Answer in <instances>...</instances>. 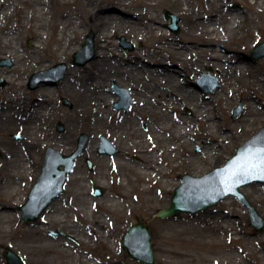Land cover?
<instances>
[{"label": "rangeland", "instance_id": "obj_1", "mask_svg": "<svg viewBox=\"0 0 264 264\" xmlns=\"http://www.w3.org/2000/svg\"><path fill=\"white\" fill-rule=\"evenodd\" d=\"M100 1L103 2L101 9L96 10L97 8H89L88 12H80L81 23L79 28L80 33L76 40L77 45L69 51L66 60L63 62L61 61L67 66V71L65 77L56 85L40 84L34 90L29 89V78L34 72L48 70L59 64L60 61L57 58L50 59L47 51H32L31 48L34 42L29 39V33L26 31L25 27L22 29L21 35L19 36L18 41L21 43L24 51L30 56L29 65L36 61V58H42L43 56H47L50 62L44 69H34L30 67L32 69L26 71L25 74L20 77L22 80L20 81L21 86L18 89V94L23 98V101L20 102L22 111L19 117L23 118L25 112L38 103L35 101L40 97L38 89L41 86H45L50 90L48 95L51 101L47 115L44 117L42 116L38 126L40 138L45 140V146L32 148L26 146L25 141L32 139L33 136L29 125L22 123L21 119L17 118V120L5 124L0 123V204L13 205V200L10 198L9 193L14 186L6 185L1 181L4 175L10 174L3 165L7 160V153L21 149L32 163L25 181L20 183L17 189L19 193L18 197H20L21 200L17 203L18 205L16 204L13 206V211L11 213L14 218L9 223L10 232L4 233L0 231V264H7L3 255L4 248L10 249L20 256L24 264H38L42 257L34 251V248L39 242L43 241L58 245L65 252L81 250L80 261L78 263L74 262L73 264H103L106 261H111L117 254H120L119 259L122 262L124 261L128 264H143L130 258L123 246V236L125 232L131 225L136 223H142L150 230L155 264H162V260L168 258L167 251H176L189 255L185 260H178V264H264V229L261 233L256 231L250 224L247 209L233 196H229L208 209L194 214L177 213L169 218H159L157 216V213L161 209L169 205L174 189L181 183V179L185 174L193 177L203 176L216 167L224 165L226 161L235 154L237 147L249 140L264 126V120L260 124L255 125L252 132L245 137H242L240 134L241 129L239 127L234 128L233 135L230 136L228 133V138L225 139V142L220 144L211 159L208 155H205L206 158L209 159V162L205 163L204 168L199 173H194L186 166L189 163L200 166L199 159L196 158V155L202 150L195 145L189 147L188 144L192 141L189 137H186L185 142L177 152L176 167L172 172L176 176V179L173 180L174 186L166 200L159 202L158 195L155 192L152 196L154 201L144 203L145 201L143 202V199H139V202H135V198L139 196V194L138 192H133L130 198V208L124 211L123 216H103L95 212L94 217L96 220L102 219L106 221L109 219V222L113 224L109 230V235L114 237L116 249L111 247L110 239L108 243L103 241V239H98L94 249L90 246H84L79 240L80 236L72 231V225L70 223L71 220H78L74 225H80L82 223L77 217H72L71 207H80L83 210L82 201H87L89 199L99 201L107 195L106 193L108 191L115 193V183L109 185L111 188L103 187L102 196L97 197L93 194V188L98 185L86 182V190L84 189L83 191L80 190L79 185H67L66 181L64 193L62 194L64 195L62 203L50 207L51 203L41 217L34 222H24L21 220L20 206L26 201L32 185L40 174L46 149L53 148L63 155H69L76 147V140L79 134L87 133L89 135V140L92 138L87 130V125L84 124L82 117L79 115L87 110L86 107H81V88L86 85L85 80L89 77L93 69H109H105L107 73L110 72V78L104 83L103 90L106 97L114 101L108 106L109 116L104 114L105 120L96 124V128L101 130V132L94 135L96 137L95 143L97 144L95 152L93 154L90 153V147L87 143L84 152L76 160L72 171H76V176L90 177L92 175H97L101 172V159L103 157H113L119 153L129 166H138L141 162L139 160L141 157L139 153L134 152L138 150V145L136 143L135 134L131 132H139L142 134L147 129L151 130V125L148 124L146 120L144 121V119L154 122V125L157 126L160 125L165 118L179 117L182 113L187 112L188 108L181 111L170 110L169 112L161 107L158 108L156 105L150 108L149 104L151 102H156L154 99L157 96V92L155 91L158 88L150 93L147 104L142 107L139 106L135 109L132 104L128 111L114 110L113 103L118 102V96L113 91L114 84L120 88L127 89L130 98L135 100L134 87H150L152 84L161 85L160 81L163 80V77L159 71L162 70V68L171 72L176 71V77L182 82L181 87L183 89L202 94L204 100L206 98L205 102L207 103L213 102L211 106L212 111L217 114L218 121L222 123L236 122L241 119L245 113L247 114L249 112L252 116L264 117V83L262 82V80L264 81V57L258 60H252L250 58L252 50L259 43L264 41V13H252L250 7L252 0H228L229 5H233L235 8L240 9V15L238 16L236 27L231 28L230 25L225 23L224 32L219 34V37L225 39V41L222 43V49L216 51L213 55L229 61L216 64L214 61L208 59L207 52L202 51L208 49V47L193 38L194 35L202 30V26L198 25L193 11L198 14L212 11L217 12L220 18H228V14L222 10L221 7H216V4H207L203 0H190L188 3L189 9L186 10L187 6L184 4L183 0H145L146 4L151 2L156 3V7L142 10L134 6H129V8L123 9L124 13H133V15L135 13L139 17L140 20L138 25H131L122 21L121 23L111 26L109 24H103L99 16L102 15L100 14L101 12L105 13L106 10L116 7L113 2L114 0ZM123 1L130 4L132 3V0ZM201 1L203 2V9H201V5H198ZM44 2L46 3L47 12L48 10H57L55 0H44ZM82 3L85 4L86 1L82 0ZM257 3V6H260L259 0H257ZM73 6L74 5L71 4V7L67 8L65 12H75V6ZM22 7H24L23 4ZM165 11L179 18V31L177 33L172 32L168 28L170 20L165 18ZM92 13L98 14L95 15L94 18H91ZM151 15H157L156 19L151 20ZM203 15L201 14L200 16L204 17ZM10 18V22L13 24L15 19L14 14H12ZM253 19H255L254 26L251 24ZM155 28L159 29L163 35L159 39L154 38L156 32L154 30ZM89 32L94 34L95 58L83 67L74 66L71 62V57L75 52L80 50L84 43L85 36ZM249 34L254 38V43L251 45L243 42V39ZM99 37H104V39L109 41V45L112 46V49L108 51V55L103 59H100L97 43ZM121 38H124L126 41L125 48L121 45ZM129 43L134 46L133 49H130ZM174 44L178 45V47H192L182 51L179 48L177 50L183 54L182 59L185 62L182 60H174L172 57H169V54L173 52L172 49ZM117 54L120 55L118 58ZM160 55L163 56L162 59L159 58ZM239 58L246 59L244 69L240 70V72L233 73V71H236L235 69L238 67V63H234L232 60H237ZM1 60L2 59H0V61ZM9 60L11 65H0V69L13 66V60ZM117 71H120L119 74L116 73ZM121 71H125L126 73L122 75ZM181 71H183V73H181ZM227 72L232 73V78L236 80V87L234 86L233 94L222 96L219 99L217 95L220 93L219 90L226 79ZM202 73H208L212 76L219 77V87L214 92L204 93V86L198 84L197 79ZM143 75H146L147 78L151 76L150 80L145 82L138 81L137 78ZM0 77L6 82L3 87L0 86V91L9 95L13 91V87H11L10 84L17 82L11 77H3V75H0ZM249 79L254 82L249 86H245V83L249 81ZM235 88H237V90H235ZM179 90V87L175 88L174 93H179ZM244 95L252 97L250 104H247L243 99ZM62 98H66L72 104V109L62 104ZM240 104L243 110L239 117L233 118V110ZM16 106H18L16 102H11L10 108ZM250 108L251 110L248 112ZM137 110H139L140 113L137 112ZM59 122L64 128L62 132L57 131V124ZM200 123L202 124V122ZM207 130L215 131L212 125H210ZM48 133H54L56 135L62 134L65 136L66 149H57L53 145L48 147ZM100 135L106 137L117 149L114 155H99L97 153ZM161 137L162 139L159 142L151 143V145L159 149H165L167 146V135H162ZM188 149L189 152H187ZM151 156L152 155H148L147 153L145 158L148 161L154 160L155 163L163 167L164 160L162 157L161 159H157ZM86 159L92 162L91 170L85 162ZM80 166H83L84 169ZM114 179L115 175L113 173L110 174L109 184ZM239 191L244 195L246 200L256 210L264 222V183H250L241 187ZM223 203H231L232 205H223ZM59 211H63L67 217L63 224H55L54 222L57 217L56 213ZM227 211H231L232 215L227 216ZM26 230L39 236L40 239L35 241L24 239L21 236V232ZM222 230L224 232L223 234H221ZM50 231L61 232L62 235L53 236L50 235ZM239 237L241 240L238 243L236 239ZM193 242H210L216 247L214 249L211 248L198 252L196 247L185 246L187 243ZM91 255H93V259L89 257Z\"/></svg>", "mask_w": 264, "mask_h": 264}, {"label": "bare ground", "instance_id": "obj_2", "mask_svg": "<svg viewBox=\"0 0 264 264\" xmlns=\"http://www.w3.org/2000/svg\"><path fill=\"white\" fill-rule=\"evenodd\" d=\"M55 1L57 10H48L47 12L44 0H0V59H12L14 62L13 66L0 69V75L14 78V81L17 82L10 84V86L13 87V91L9 95L0 91V123H9L19 118L22 123L29 125L33 137L25 141L28 148L42 147L46 144L45 140L40 138L38 126L42 116L44 117L48 113L51 98L48 95L50 90L45 86H41L38 89L40 97L35 101L38 103L30 107L25 112V116L20 118L19 114L22 111L20 102L23 101V98L18 94V89L21 86L20 81L22 80L20 77L32 68L44 69L50 63L49 58H57L60 62L65 61L69 51L77 45L76 40L80 33L79 28L81 23L80 12H88L89 8H97L96 10H99L102 8L101 6L103 4L100 0H84L86 1L85 4L82 3V0ZM203 1L207 4L213 3L216 4V7H221L222 10L228 14V18H220L217 12L212 11L208 13L202 12L201 14H204V17H202L200 16L201 14L193 11L198 25L202 26L201 32L194 35L193 38L208 47V49L202 51L207 52L209 60L214 61L215 64L223 63L224 61L228 62L229 60L214 56L213 53L222 49V43L225 39L220 38L219 34L224 32L225 23L230 25L231 28L236 27L240 9L235 8L233 5H229L228 0ZM259 1L260 6H257V0H252L250 3L252 13H264V0ZM113 2L116 5L115 8L113 7L106 10L105 13H100L102 15L99 16V19L103 24L112 26L123 21L127 24L138 25L140 20L139 17L135 13L134 15L133 13L126 14L123 9L129 8V6H134L142 10L153 9L157 5L152 2L146 4L145 0H132L131 4L123 0H114ZM183 2L187 6L186 10H188V3L190 0H183ZM202 3V1L198 3V5L202 7L201 9L204 8ZM22 4L24 7H22ZM71 4L75 6H73L75 12L66 13L65 10L71 7ZM12 14H14L15 17L13 24L10 22V16H12ZM97 14L92 13L91 18H94ZM156 17L157 15H151L150 19L153 20L156 19ZM251 24L252 26L255 25V19H253ZM24 27L29 33V39L34 42L31 48L32 51H47L49 58L43 56L42 58H36V61L32 62L31 65L28 64L30 56L24 51L21 43L18 41ZM154 30L156 31L154 36L155 39H159L163 36L159 29L155 28ZM243 42L251 45L254 43V38L249 34L243 39ZM97 43L100 59H103L108 55V51L112 49V46L109 45V41L104 39V37H99ZM178 48L182 51L192 47H178V45H173V52L169 54V57H172L174 60H182L185 62L182 59L183 54L177 51ZM119 56L120 55L117 54V58ZM159 58L162 59L163 56L160 55ZM232 62L238 63V67L235 69L236 71H233V73H236L244 69L246 59L239 58L237 60H232ZM105 69L91 70L89 77L85 80L86 85L81 88V107H86L87 110L79 116L82 117L84 124L87 125L89 134L92 136L91 140H89V135L86 133L89 140L88 146L92 154L95 152L97 146L95 143L96 137L94 135L101 132V130L96 128V124L105 120L104 114L109 116L108 106L114 101L113 99L107 98L103 90L104 83L110 78V72L107 73ZM119 72L120 71H117L116 73L119 74ZM121 72L122 75L126 73L125 71ZM159 73L163 77V80L160 81V86L152 84L150 87H134L135 100H133V106L135 109L147 104L150 93L158 88L155 91L157 92V96L154 99L156 102H151L149 104L150 108L156 105L158 108L161 107L168 112L170 110L181 111L188 108L187 112L182 113L179 117L165 118L163 122L157 126L154 125V122L144 119V121L146 120L147 123L151 125L152 129H147L142 134L139 132H131L135 134L136 143L138 145V150L134 152L139 153L141 157V159H139L141 162L138 166H129L119 153L113 157H103L101 159V172L97 175H92L90 177L76 176V171H74L67 179V185H79L80 190L83 191L86 188V182L98 185L101 188H111L109 185L116 184L115 193L108 191L106 193L107 195L99 201L91 199L82 201L83 210L80 207H71L72 217L75 216L82 222L80 225H74L78 220H71L72 231L80 236L79 240L84 246H90L94 249L98 239H103L106 243H108L110 239L111 247L116 249L115 239L113 236L109 235V230L113 224L109 222V219L106 221L102 219L96 220L94 217L95 212L103 216H123L124 211L130 208V198L133 192H138L139 194V196L135 198V202H139V199H143V202L145 201L144 203L152 202L154 201L152 196L155 192L158 195L159 202L166 200L174 186L173 180L176 179V176L172 172L176 167L177 152L185 142L186 137H189L192 141L188 144L189 147L195 145L202 150L196 155V158L199 159L200 166H195L193 163H189L186 166L194 173H199L204 168L205 163L209 162L206 156L208 155L211 159L220 144L225 142V139L228 138V133L230 136L233 135L234 128L239 127L241 129L240 134L242 137H245L252 132L255 125L260 124L264 120V117L250 115V108L248 109L249 113H245L238 121L222 123L218 121L217 114L212 111L211 106L213 102L207 103L205 102L206 98L204 100L202 94L183 89L181 87L182 82L176 77V71L171 72L162 68ZM181 73H183V71H181ZM150 78L151 76L147 78L146 75H143L137 78V80L145 82L150 80ZM252 82L254 81L249 79V81L245 83V86H249ZM262 82L264 83L263 80ZM234 86L236 87V80L232 78V73L227 72L226 79L219 90L220 93L217 95L218 98L220 99L222 96L233 94ZM178 87L180 89L179 93H174L175 88ZM235 90H237V88H235ZM243 99L247 104H250L252 101V97L248 95H244ZM11 102H16L18 106L10 108ZM137 112H139V110H137ZM200 122H202V124ZM210 125L213 126L215 131L207 130ZM162 135H167L166 148L159 149L156 146H152L151 143L159 142L162 139ZM100 137L102 136L100 135L99 138ZM50 145L55 146L57 149H66L65 136L62 134L56 135L54 133H48V147ZM187 152H189V149ZM147 153L157 159H161L162 157L164 160L163 167L155 163L154 160L148 161L145 158ZM6 158L7 160L3 165L10 174L4 175L1 181L6 185H13L14 188L10 190L9 193L10 198L13 200V205L0 204V231L4 233L10 232L9 223L14 218L11 213L13 211V206L21 200V198L18 197L19 193L17 189L19 184L25 181L32 164L30 159L26 157L25 152L21 149L7 153ZM80 167L84 169L83 166ZM112 173L115 175V179L109 184L110 174ZM63 198L64 195L56 198L50 207L62 203ZM226 204L229 206L232 205L231 203H223V205ZM226 214L227 216H231L232 212L227 211ZM56 215L55 224H63L65 218H67L65 213L59 211ZM221 232V234L224 233L223 230ZM21 236L30 241L40 239L39 236L34 235L28 230L21 232ZM236 240L239 243L241 238L239 237ZM185 246L196 247L198 252L211 248L214 249L216 247L210 242H193L187 243ZM34 249V251L42 257L38 264H73L74 262L78 263L81 259V250L65 252L60 246L49 242H39ZM167 255L168 258L162 260V264H178V260H185L189 257V255L185 253L176 251H167ZM89 257L91 259L94 258L93 255ZM119 257L120 254H117L111 261H106L103 264H128L127 262H122Z\"/></svg>", "mask_w": 264, "mask_h": 264}, {"label": "water", "instance_id": "obj_3", "mask_svg": "<svg viewBox=\"0 0 264 264\" xmlns=\"http://www.w3.org/2000/svg\"><path fill=\"white\" fill-rule=\"evenodd\" d=\"M165 18L171 19L169 29L175 33L179 31V19L170 12H165ZM122 45L124 39H121ZM133 49V46H130ZM94 53V34L90 32L82 45V48L72 57L75 66H84L93 60ZM264 57V42H262L252 52L251 58L257 60ZM10 64L7 61H1L0 64ZM66 65L59 64L48 71L34 74L30 78L29 87L35 89L39 83L48 84V76L51 77V85L62 80L66 73ZM199 83H205V93H211L218 87L219 78L212 77L210 74L203 73L198 79ZM5 82L0 78V86ZM114 91L119 96V102L114 103L116 110H128L132 104L128 90L114 85ZM65 106L72 108V104L67 99H62ZM242 105H239L233 111V118L240 116ZM63 125H57V131H63ZM101 145L98 154L113 155L116 149L105 137H101ZM88 142L85 134H80L77 140L76 149L69 155L64 156L52 148L47 149L42 164V170L33 185L25 204L20 207L22 211L21 219L25 222L35 221L46 207L63 193L64 185L68 174L74 167L75 160L82 154ZM91 169V163L87 160ZM250 182L264 183V127L243 146L236 149V154L227 160L223 167H218L202 177H192L185 174L182 177V183L174 190L170 204L167 208L161 210L157 216L160 218H169L177 213H196L204 211L215 205L218 201L228 196H234L248 210L250 223L257 232H262L264 222L256 210L239 192V188ZM94 195L101 196L103 190L95 187ZM53 235L59 233L51 232ZM124 247L128 255L143 264H155L154 253L151 246V237L148 227L143 224L132 225L124 235ZM8 264H23L18 255L5 248L3 252Z\"/></svg>", "mask_w": 264, "mask_h": 264}]
</instances>
